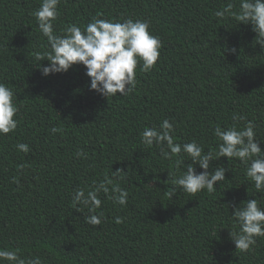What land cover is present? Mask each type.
<instances>
[{
  "label": "trees",
  "instance_id": "obj_1",
  "mask_svg": "<svg viewBox=\"0 0 264 264\" xmlns=\"http://www.w3.org/2000/svg\"><path fill=\"white\" fill-rule=\"evenodd\" d=\"M229 3L231 11L217 17ZM40 5L0 0V83L19 109L16 129L0 134V249L41 264H264V237L244 252L230 236L239 231L234 207L255 198L264 208V192L238 159L216 157L215 128L241 130L248 121L264 150V49L251 24L232 15L240 0H60L56 35L103 14L147 21L161 40L154 67L138 64L135 89L108 97L90 90L81 64L42 75L37 67L49 61L35 54L49 46L34 15ZM164 119L176 143L195 141L213 153L209 172L226 169L215 191L193 195L172 184L191 158L182 151L166 159L161 146L142 143L144 128L159 129ZM106 175L127 191L125 205L114 203L111 185L95 213L74 202L77 189L87 195ZM92 214L100 225L86 222Z\"/></svg>",
  "mask_w": 264,
  "mask_h": 264
},
{
  "label": "clouds",
  "instance_id": "obj_2",
  "mask_svg": "<svg viewBox=\"0 0 264 264\" xmlns=\"http://www.w3.org/2000/svg\"><path fill=\"white\" fill-rule=\"evenodd\" d=\"M60 0H41L40 7L34 12L38 22V28L47 38L49 50L35 54L37 61L47 60V65L39 63L38 69L42 75L65 73L73 65L81 64L85 67V75L90 78V90L108 97L117 93L126 95L136 87V68L142 61L141 70L149 71L157 63L160 57L161 40L149 31V23L142 20L126 19L123 22L111 19L99 18L103 14L92 17L91 22L82 30L77 24H69L64 29L63 35L54 34L53 21L58 12L57 6ZM239 12L232 15L240 23L251 24L252 30L257 34L255 43L264 49V0H240ZM233 8L231 3L222 10L216 11L217 17H224ZM233 52L236 50L233 48ZM13 90L0 83V134L13 132L17 127L14 119L19 109L13 101ZM237 119H242L237 117ZM53 132L59 129L53 128ZM174 126L169 120L164 119L159 129L145 127L141 133L142 143L152 146L154 143L161 146V154L166 159L178 156L182 151L191 158L186 170L179 177H169L172 184L179 186L189 194H196L206 189L215 191L217 182L225 180L226 169L222 166L215 167L209 172L213 161L211 151L205 153L204 149L195 141L176 143L172 133ZM214 135L222 141L218 144V158L238 159L245 165V176L254 182L258 193L264 192V150L255 139L254 125L251 121L246 126L237 130L235 125L221 128L217 126ZM166 145L165 147H163ZM17 149L27 153L29 147L25 143L17 144ZM77 152V156H82ZM219 160V159H218ZM180 161L178 163H182ZM195 165H199L202 172L197 173ZM123 170L113 172L119 176ZM15 182V180H14ZM111 185V198L114 203L125 205L128 193L119 184H114L107 175L105 179L95 185L93 190L85 194L84 189H77L73 200L77 204H83L90 213H95L101 206L99 194H108ZM175 189L169 196L174 195ZM242 205V206H241ZM233 219L239 225L238 232H230L231 240L236 249L248 251L256 243L255 237H264V208L259 206L257 199H248L238 207H234ZM86 222L91 225H100L101 218L92 214L86 217ZM120 217L115 218L119 224ZM8 261L15 264H41L40 258L25 260L20 258L17 251L0 249V262Z\"/></svg>",
  "mask_w": 264,
  "mask_h": 264
}]
</instances>
